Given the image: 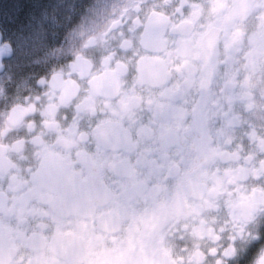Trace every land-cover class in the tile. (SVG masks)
I'll list each match as a JSON object with an SVG mask.
<instances>
[{
    "label": "clouds",
    "instance_id": "9594fccd",
    "mask_svg": "<svg viewBox=\"0 0 264 264\" xmlns=\"http://www.w3.org/2000/svg\"><path fill=\"white\" fill-rule=\"evenodd\" d=\"M0 264H264V0H0Z\"/></svg>",
    "mask_w": 264,
    "mask_h": 264
}]
</instances>
